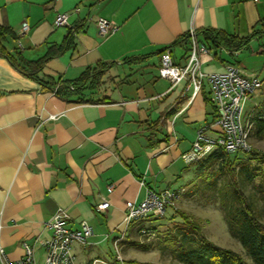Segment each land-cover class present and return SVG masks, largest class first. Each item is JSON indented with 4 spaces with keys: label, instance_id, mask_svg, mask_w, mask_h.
Masks as SVG:
<instances>
[{
    "label": "crops",
    "instance_id": "obj_1",
    "mask_svg": "<svg viewBox=\"0 0 264 264\" xmlns=\"http://www.w3.org/2000/svg\"><path fill=\"white\" fill-rule=\"evenodd\" d=\"M57 14L67 15L68 26H54ZM98 17L118 31L99 38ZM23 22L29 31L19 36ZM0 25L14 31V47L27 60L41 57L45 42L58 44L69 28L81 25L74 50L50 60L61 68H43L45 80H72L88 66L111 64L91 96L104 100L75 103L41 90L0 57V243L10 261L23 256V242L49 235L43 223L58 208L68 214L69 228L77 229L80 221L92 227L84 246L90 253L137 231L123 222L127 201H141L146 189L189 187L195 164H185L180 155L199 129L208 127L205 135L215 136L214 109L205 83L193 96L187 82L171 87L158 77L159 51L168 47L174 63L183 65V48L169 45L190 30L211 28L241 37L254 33L248 43L264 55V0H0ZM239 52L220 49L218 60L211 51L201 57V70L219 72L231 62L244 76L264 79V66L244 69ZM261 86L245 105L246 117L264 98ZM103 201L108 207L98 211ZM81 247L74 246L75 255ZM42 259L43 250L35 246L32 264Z\"/></svg>",
    "mask_w": 264,
    "mask_h": 264
},
{
    "label": "trees",
    "instance_id": "obj_2",
    "mask_svg": "<svg viewBox=\"0 0 264 264\" xmlns=\"http://www.w3.org/2000/svg\"><path fill=\"white\" fill-rule=\"evenodd\" d=\"M80 28L81 25L69 28L58 44L45 42L43 55L34 60H27L19 48L12 47L11 50L6 48L7 40L16 41L18 37L10 27L0 25V57L6 58L19 72L36 81L41 90L52 92L58 98L75 103L101 102L104 99L93 100L91 96L101 87L103 76L111 64L98 62L88 66L72 80L55 82L40 76L49 60L74 50V35ZM253 35L254 33H251L241 37L211 28L194 31L196 45L214 51V58L218 60L220 49L238 52L247 46ZM176 45L183 48V58H187L191 45L189 32L177 37L169 47ZM166 50L168 47L159 51V55ZM261 82L264 85V79ZM206 101L210 102V99ZM251 113L252 116L247 117L252 123L251 134L260 138L264 135V98L253 107ZM222 173L228 178V190L219 182ZM195 174L198 182L193 183L184 195H193L196 189H199L201 192L208 191L217 196L230 236L239 242L252 264H264V222L258 219L254 203L241 188L242 183L248 185L252 195L264 210V154L254 151L229 154L219 147L195 163ZM171 211L181 220L180 225L164 240L169 245L166 248L170 250L173 260L180 264H246L234 252L205 239L198 220L176 209L170 210L169 214ZM160 219L162 218H153L152 221ZM144 221H133L127 227L136 228L138 234L141 228L149 229L155 234L151 228L152 224L145 225Z\"/></svg>",
    "mask_w": 264,
    "mask_h": 264
},
{
    "label": "built area",
    "instance_id": "obj_3",
    "mask_svg": "<svg viewBox=\"0 0 264 264\" xmlns=\"http://www.w3.org/2000/svg\"><path fill=\"white\" fill-rule=\"evenodd\" d=\"M54 26H68L67 15L57 14ZM95 27L97 36L101 39L118 31V27L113 22L102 17L95 19ZM28 31L27 23L23 22L18 35H25ZM189 35L190 51L184 64H175L170 51L166 50L159 55L157 74L171 87L181 82H187V87H191L193 96L201 91L204 83L206 84L210 103L215 113L211 124L215 130V136L205 135L208 127L199 129L190 149L181 154L180 158L185 164H195L219 147L229 154L248 153L252 123L245 116L244 109L253 93L261 87V79L258 76H244L234 64H226L219 72L204 73L201 70V57L203 55L210 56L211 50L196 45L193 30L189 31ZM48 118L54 120L56 116L50 115ZM183 192L182 189L162 191L146 189L141 201L125 203L123 221L125 226L133 221L146 220L149 217L163 218L167 211L176 208V203ZM107 207L108 203L103 201L97 205L96 209L104 211ZM68 222L69 216L66 211L58 208L43 223V227L49 232V235L45 238L36 237L31 243L23 242L21 245L23 256L17 261L8 260L0 243V264H32L35 246L43 250L42 264H76L74 246H85L89 238L93 236V229L85 221H80L77 229H71ZM139 235L153 237L155 234L149 229L141 228ZM122 236L123 234L113 239L114 248L122 240ZM116 259L120 260L118 257ZM95 262L97 260H93L92 264Z\"/></svg>",
    "mask_w": 264,
    "mask_h": 264
},
{
    "label": "rangeland",
    "instance_id": "obj_4",
    "mask_svg": "<svg viewBox=\"0 0 264 264\" xmlns=\"http://www.w3.org/2000/svg\"><path fill=\"white\" fill-rule=\"evenodd\" d=\"M240 34L245 36L247 33L242 28L240 29ZM16 45L17 41L10 40L8 42V47L10 49ZM238 55L241 67L246 70L258 71L264 66V55L255 52L254 43H248L247 48L241 50ZM58 68H61V63L59 62L50 61L45 65V70L48 72H56ZM148 87L151 88V85H148ZM249 139L250 151L264 154V135L260 138H256L250 134ZM194 168L195 165H191L190 171H193ZM185 177L187 178L188 175ZM192 178L185 192L193 183L198 182L196 174ZM219 182L228 190V178L226 174H220ZM241 188L254 203L258 213V219L264 222V210H262L260 203L258 200L256 201V198L252 195L250 187L242 183ZM175 209L190 215L194 220H198L205 239L218 247L234 252L246 264H252L239 242L228 233L217 196L210 194L208 191L201 192L199 189H196L195 193L190 196H185L183 192L176 203ZM152 219L153 218L149 217L144 223H146L145 225L149 223L152 224L151 228L155 231L153 237L140 236L137 231H132L127 235L123 234V238L116 248L112 245L107 247L106 243L103 242L99 247H91L92 250L89 253L87 251L89 247L83 246L81 247V252L76 254V264H92L93 260H97L94 264H129L130 262H132L130 264H180L172 259L170 250L166 248L169 247V245L164 240L178 225H180L181 220L172 211L170 214L169 211H167L166 216L160 220L154 222ZM83 250L85 251L82 252ZM116 257L120 260L116 259Z\"/></svg>",
    "mask_w": 264,
    "mask_h": 264
}]
</instances>
